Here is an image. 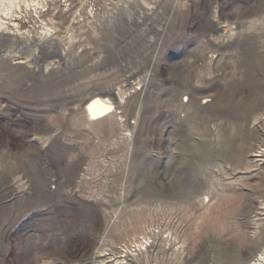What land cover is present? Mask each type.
Returning <instances> with one entry per match:
<instances>
[{"label": "rangeland", "instance_id": "1", "mask_svg": "<svg viewBox=\"0 0 264 264\" xmlns=\"http://www.w3.org/2000/svg\"><path fill=\"white\" fill-rule=\"evenodd\" d=\"M16 2L0 264L264 261V0Z\"/></svg>", "mask_w": 264, "mask_h": 264}, {"label": "bare ground", "instance_id": "2", "mask_svg": "<svg viewBox=\"0 0 264 264\" xmlns=\"http://www.w3.org/2000/svg\"><path fill=\"white\" fill-rule=\"evenodd\" d=\"M15 6H17L16 0H0V10L3 12L9 11ZM107 95L108 93L99 91L84 100V111L88 119L103 118L115 109L113 102ZM253 264H264V261L258 258Z\"/></svg>", "mask_w": 264, "mask_h": 264}]
</instances>
